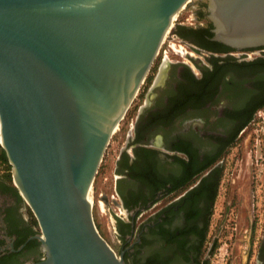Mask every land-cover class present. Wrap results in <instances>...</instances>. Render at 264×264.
<instances>
[{"label":"water","instance_id":"obj_1","mask_svg":"<svg viewBox=\"0 0 264 264\" xmlns=\"http://www.w3.org/2000/svg\"><path fill=\"white\" fill-rule=\"evenodd\" d=\"M207 1L211 41L264 47V0ZM192 3L0 0V145L40 228L44 258L34 264H127L97 228L91 191Z\"/></svg>","mask_w":264,"mask_h":264},{"label":"flooded vegetation","instance_id":"obj_2","mask_svg":"<svg viewBox=\"0 0 264 264\" xmlns=\"http://www.w3.org/2000/svg\"><path fill=\"white\" fill-rule=\"evenodd\" d=\"M190 6L199 24L178 25L173 37L199 56L185 54L193 66L163 57L115 159L114 192L103 197L105 209L128 215L114 214L127 264H204L227 176L220 215H238L237 235L250 234L251 215L264 201V47L200 48L189 30L212 25L208 1ZM246 142L253 149L239 163L232 151ZM16 192L1 175L0 264H34L44 258L40 231ZM255 262L264 264V230Z\"/></svg>","mask_w":264,"mask_h":264},{"label":"rangeland","instance_id":"obj_3","mask_svg":"<svg viewBox=\"0 0 264 264\" xmlns=\"http://www.w3.org/2000/svg\"><path fill=\"white\" fill-rule=\"evenodd\" d=\"M195 1L196 0H193V3L191 5H193ZM193 10L194 9L191 6H188L186 9L182 10L176 18L175 27L181 24L189 26L198 25L199 22L195 19ZM187 53L192 54L196 58H198L199 56L196 55V53L189 46L182 43L180 39H178L177 37H173V32H171L167 40L165 41L161 53L156 60L136 100L131 106L125 119L121 122L118 130L113 135V138L111 139L110 145L106 151L105 157L95 179V183L91 191L94 220L101 235L108 241L111 247L118 254H120L123 241L117 234L118 231L116 228V220L119 219L117 218V215L114 214H119L118 216L124 218L125 220L127 219L128 215H120L121 213L125 214V212L120 211L119 209H105V202L103 201L104 195L111 198V195L114 192V184L116 181V176L114 173L115 159L124 143L125 135L136 116L138 107L144 100L145 92L155 79L157 70L162 62L163 57L166 55L169 56V59L172 61H183L193 66L194 63L187 56H185V54ZM202 59L204 60V57H202ZM262 130L264 131V129ZM248 144L249 142L236 145L237 148L233 149L232 151V158L235 157V159H238L240 163L242 161V156L246 155L250 148L253 149V143L249 145ZM1 153L2 149L0 148V155ZM232 158H230L228 162L229 170H231L232 168V166L230 165V163L232 162ZM9 172V164L3 163L0 160V176L7 175V173ZM227 179H229L228 176L225 177L224 187H222L221 195L217 202L215 215H213L212 217L210 234L207 238V243L205 246V251L207 253L206 255H208L209 253V257L207 260L208 264H256V253L260 244L261 235L264 230L263 198H260V203L256 205L255 213L254 215H251V218L249 220V224L251 225L250 234L244 236L242 235V233H240L239 235H237L234 231V228L236 227V222L239 221L238 215H220L221 211H223V205L225 203V186H227V184L229 183ZM262 185H264V182L262 183ZM261 190H263L262 194L264 195V187H261ZM22 201L25 204V209L28 213L29 219H36L30 207L25 203L23 198ZM236 206L237 204H234L233 208L236 209ZM36 228L40 231L39 225H37ZM211 247L213 248L211 252H209Z\"/></svg>","mask_w":264,"mask_h":264},{"label":"trees","instance_id":"obj_4","mask_svg":"<svg viewBox=\"0 0 264 264\" xmlns=\"http://www.w3.org/2000/svg\"><path fill=\"white\" fill-rule=\"evenodd\" d=\"M204 18V17H203ZM212 29V25L208 28H200V29H191L189 30L190 32H192V34H194V36L196 37V42L195 44L197 46H199L200 48L204 49V50H207V51H210V52H218L220 50L222 51H233L234 49L222 44V43H219V42H213V41H210V38L213 37V33L211 31ZM182 35H186L185 33H182ZM189 35V34H187ZM247 125L244 124L243 126ZM0 148L2 149V153L0 155V160L1 162L3 163H8L9 164V161H8V158L6 156V153L5 151L3 150V148L1 147L0 145ZM10 166V172L7 173V175H5V179L8 180L11 184H12V173H11V165L9 164ZM18 191V190H17ZM17 196L21 199L20 195L18 192H16ZM127 207H130L129 205H127ZM32 222H33V226L36 227L38 225V222L36 219H32ZM33 230V229H32ZM32 233H34L33 231H31ZM125 233V232H124ZM26 238H23L22 240L19 241V243H17V246L20 245V243H22ZM39 244V241L37 242ZM204 264H208V261L206 260Z\"/></svg>","mask_w":264,"mask_h":264},{"label":"bare ground","instance_id":"obj_5","mask_svg":"<svg viewBox=\"0 0 264 264\" xmlns=\"http://www.w3.org/2000/svg\"><path fill=\"white\" fill-rule=\"evenodd\" d=\"M175 21V20H174ZM0 127H1V125H0ZM90 201L92 202V199H91V197H90Z\"/></svg>","mask_w":264,"mask_h":264},{"label":"built area","instance_id":"obj_6","mask_svg":"<svg viewBox=\"0 0 264 264\" xmlns=\"http://www.w3.org/2000/svg\"><path fill=\"white\" fill-rule=\"evenodd\" d=\"M264 125V123H262Z\"/></svg>","mask_w":264,"mask_h":264}]
</instances>
